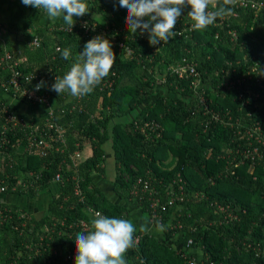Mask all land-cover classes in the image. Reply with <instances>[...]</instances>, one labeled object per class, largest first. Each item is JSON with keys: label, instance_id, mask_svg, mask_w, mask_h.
<instances>
[{"label": "trees", "instance_id": "1", "mask_svg": "<svg viewBox=\"0 0 264 264\" xmlns=\"http://www.w3.org/2000/svg\"><path fill=\"white\" fill-rule=\"evenodd\" d=\"M0 2L45 13L43 9L24 6L21 0ZM85 3L94 12L86 14L92 21L100 26L123 27L120 36L132 53L111 44L116 57L108 76L90 94L78 99L68 92L58 96L51 86L56 77L62 78L70 70L84 44L94 36L84 35L77 27L71 32L58 29L66 26L63 20L36 28L34 34L19 25L7 26L0 58L7 51L11 61L18 60L17 69L46 75L51 96L63 104L70 98L66 104L75 105V109L66 111L62 118L55 115L64 124L72 123L63 144L56 143L42 153L19 154L15 151L16 142L24 140L17 127L8 132L7 144L0 145V209L5 218L0 220V264H74V241L85 230L69 227L71 223L84 220L89 226V208L108 218L124 219V205L108 200L93 182L94 173H104L103 146L107 141L115 157L114 190L121 199L135 200L151 218L147 194L132 193L136 179L145 178L147 172L156 178L154 184L161 191L164 182L177 187L179 181H172L180 177L186 194L184 201L168 208L160 224L155 221L166 225L164 236L135 232L138 242L131 247L127 264H187L189 257L206 264H264V155L261 164L252 165L245 160L234 165L233 174H227L222 145L225 153H235L247 147L248 142L236 134L234 127L213 121L205 127L208 117L194 96L190 79L179 78L168 70L183 57L192 59L210 105L219 111L230 110L233 117L249 126H259L264 134V10L240 9L236 17L217 18L203 30L176 35L168 43L153 47L148 43L147 32L140 34L138 29L134 35L126 28L119 0ZM77 18L74 17L75 22ZM229 29L236 31V37L228 33ZM35 35L39 46L32 42ZM63 49H71L68 60L62 58ZM6 67L1 62L0 88L9 77ZM246 70L251 78L241 85L224 84ZM110 79L111 86L101 88ZM1 93L0 106L15 113ZM152 121L160 125V136L152 137L142 131ZM85 142L92 144V155L73 165L71 154ZM254 145L264 154V147L257 142ZM169 155L170 161L164 164ZM76 182L81 197L74 192ZM42 193H48L50 201L47 213L39 218L9 199ZM218 204L235 211L238 219L226 221L222 213L223 223H213L207 215L216 212ZM178 223L180 227L176 226ZM188 236L193 239L191 247L200 251L186 257L182 252ZM69 252L74 257L66 259Z\"/></svg>", "mask_w": 264, "mask_h": 264}, {"label": "built area", "instance_id": "2", "mask_svg": "<svg viewBox=\"0 0 264 264\" xmlns=\"http://www.w3.org/2000/svg\"><path fill=\"white\" fill-rule=\"evenodd\" d=\"M227 7H231L233 9V14L231 16L236 17L238 15V11L240 9H252L255 12H259L264 10V0H235L233 5H229ZM187 6H185L182 15L178 18L176 25L174 26L173 31L177 32L178 36L187 35L188 32L192 31L191 29V20L187 16L186 11L189 10ZM209 10H213L211 7ZM228 15H225L222 19H226ZM74 27H77L78 30L83 32L84 35H93L102 36L103 38L109 40L112 45H117L122 47L126 50L127 54L132 53L131 47L126 45L121 38V33L123 32V27L117 26H109L103 25L100 26L96 21H92L90 17L84 15L82 17H78L77 21L74 23ZM58 29L68 30V26L60 25L57 27ZM72 28V29H73ZM228 33L232 37H236V31L234 29H229ZM1 36V35H0ZM35 46H39V38L34 37L32 40ZM60 49L59 46H56V50ZM12 60V56L9 52H5L3 56L0 58L1 62L5 63L9 70V77L5 80L4 83L1 84L2 89L5 93L11 94L13 97H20L27 100L33 104H41L44 106V115L42 120L40 121H31L25 120L24 117H20L15 115L13 112H9L7 108L1 104L0 106V145H6L9 141L7 139L8 132L15 131L17 127L18 129L22 130L23 135L21 137L25 144H22L24 151L27 154H33L34 152H43L48 148H51L56 143H64L65 142V131L68 126L71 124H63L55 117L56 115V108L52 107L51 105V94L49 91V83L47 79H45L44 75L34 72H23L17 69L18 61ZM197 64L192 59L183 57L174 64L168 67V70L171 73H174L179 78H188L190 79V85L194 90V96L198 100V104L202 108V111L205 115H207L208 119L205 121V127L209 125V122H218L223 125H228L230 127H234L236 129V134L243 136L245 141L248 142V146L244 147L243 149L236 150L235 153L232 151H228L225 153V146L222 145V157L227 158V165L225 167V172L228 174L234 173V165H238L244 163L245 160H248L250 164H261V160L263 159V152L260 151V148L256 145L253 146V142L259 143L260 146L264 147V134L260 130L259 126H249L248 124L243 123V120H240L239 117H233L232 112L230 110H223L219 111L216 108L210 105L209 100L205 97L203 87H200L199 84V71L196 68ZM6 67V68H7ZM255 68V67H254ZM250 79L251 74L249 71H245L241 76H237L234 79L226 81L228 87H235L237 85H241L245 79ZM41 81L44 82L45 88L41 87L37 90L36 85L39 84ZM44 86V85H43ZM111 86V79L106 80L101 84V88H107ZM243 94L239 93V98H242ZM80 97V96H79ZM79 97H76L77 99ZM75 109V105L69 106H62L61 108H57L58 115L66 114V111H73ZM81 107H79V111ZM142 131L149 132L152 134V137L160 136L161 134V127L160 125L152 121L150 124L146 123L145 126L142 128ZM21 142V141H19ZM21 142V143H23ZM57 148V147H56ZM73 165H78L80 162L81 154L80 150H76L70 156ZM148 175V176H146ZM146 177L139 176L135 184H133L132 193L134 195H138V193L147 194L149 200V207L152 211L151 213V220L156 223H161L163 220V215L170 206L175 205L177 201H184L186 198V194L184 192V183L180 182L181 178L179 177L176 181L175 179L172 181L173 183H177V187H173L166 182L162 183V179L158 180V184L161 185L163 190L161 191L159 187L154 184L155 177H150V172L146 173ZM179 176V175H178ZM56 180H59V175H56ZM77 181V179H76ZM21 185L25 186V183H21ZM14 189V186L12 187ZM176 188V189H175ZM4 187H1L3 190ZM74 192L76 195L81 197V188L79 184L76 182L74 187ZM91 215H94L95 212L91 208L88 209ZM217 218L213 220L217 223H223L222 217L226 221L236 220L238 219V214L225 207L223 205L218 204L216 212ZM23 216V213H21ZM5 219L1 209H0V220ZM264 221V218H263ZM63 223L61 222V225ZM71 226H79L82 230H86L88 228L87 222L84 220H77V222H73L69 225ZM163 226H166L163 224ZM176 226L180 227V223ZM174 227V226H173ZM138 242V236L134 237V244ZM193 239L191 236H188L187 242L183 247L182 254L186 257H189L191 253L188 252L189 248H192ZM200 251V248H198ZM185 250V251H184ZM261 250V249H260ZM74 257L73 253H68L66 255V259H71ZM207 258V257H206ZM187 264H206L204 260L198 261L196 257H189L187 260ZM213 264V263H210Z\"/></svg>", "mask_w": 264, "mask_h": 264}, {"label": "clouds", "instance_id": "3", "mask_svg": "<svg viewBox=\"0 0 264 264\" xmlns=\"http://www.w3.org/2000/svg\"><path fill=\"white\" fill-rule=\"evenodd\" d=\"M24 6L43 9L49 20L62 18L71 32L74 17H82L89 12L85 0H21ZM235 0H119V7L125 13V26L136 35L147 32L149 45L155 47L161 42L168 43L177 35L173 31L178 18L187 6V16L191 20V29L200 31L212 25L217 18L232 15ZM210 7L213 10H209ZM109 40L96 36L86 42L76 62L61 78L56 77L51 86L58 96L68 92L74 97L90 94L103 78L107 77L116 55L112 52ZM58 51H61L58 49ZM71 49L62 50V58L68 60ZM44 85H36L39 90ZM164 231L163 225H157ZM136 226L127 219L108 218L95 212L88 228L76 235L74 264H127L125 253L134 244ZM147 232V224L139 229Z\"/></svg>", "mask_w": 264, "mask_h": 264}, {"label": "crops", "instance_id": "4", "mask_svg": "<svg viewBox=\"0 0 264 264\" xmlns=\"http://www.w3.org/2000/svg\"><path fill=\"white\" fill-rule=\"evenodd\" d=\"M89 8V12L87 14L94 15V12L92 11L91 7L87 5ZM62 21V18L56 19V20H49L46 13H40L37 12L31 8H21L17 6L16 4L12 2H0V51L3 50V44H4V37L7 34V26L9 25H19L24 29H27L30 34H34V31L36 28L45 26H49L51 24H54L56 22ZM52 29V26L51 28ZM34 37H38L35 35ZM7 52V51H6ZM5 53V52H4ZM18 61V60H16ZM2 92V93H1ZM1 96L5 99V101L9 104V106L14 109L15 113H18V115L21 117L23 116L25 120H31V121H37L41 120L44 115V106L41 104H33V103H27L21 100L20 97H13L11 94L5 93L2 87L0 88ZM51 99V105L54 108H61L62 105H65L67 108H69V105L66 103L70 100H66V103L64 102H58L54 99V97H50ZM64 106V107H65ZM59 118H62L64 115H58L59 113H56ZM62 123V122H61ZM72 124L71 122H69ZM64 124V123H63ZM68 123H65V125ZM67 127L66 131H68ZM65 131V132H66ZM110 142L107 141L104 144V161H103V167H104V173L98 174L94 173L93 176V182L98 186L100 191L104 194V196L110 200L113 203H119L123 204L125 207L124 211V219H127L131 221L136 226V231L140 229V226L142 224H147L148 227V233L154 235L155 237H162L164 236V231H159L157 228V224L154 223L150 217L146 215L141 210L140 205L133 199L129 198L127 200H123L119 197V195L114 190V178L116 175V165H115V157L114 153L110 147ZM81 158L80 163H83L85 160H87L93 152L92 144L90 142H85L83 146L79 149ZM15 151L19 154L24 153V148L22 146V143L17 141L15 146ZM170 161V155L167 159L164 160V163H168ZM11 198V199H10ZM9 199L12 202H17V204L22 207L27 213H30L31 216L35 218H39L42 215H45L47 213V206L50 201V195L48 193H42L35 197H24V196H10ZM94 217L92 215L91 219ZM207 217H210L212 220H216L217 214L215 212H209ZM48 230V229H47ZM135 234V233H134ZM130 249L127 250L125 253V260L128 261V257L130 255ZM195 251L199 252L198 248H189V253H194Z\"/></svg>", "mask_w": 264, "mask_h": 264}, {"label": "rangeland", "instance_id": "5", "mask_svg": "<svg viewBox=\"0 0 264 264\" xmlns=\"http://www.w3.org/2000/svg\"><path fill=\"white\" fill-rule=\"evenodd\" d=\"M171 156V155H170ZM164 164H167V163H164Z\"/></svg>", "mask_w": 264, "mask_h": 264}]
</instances>
